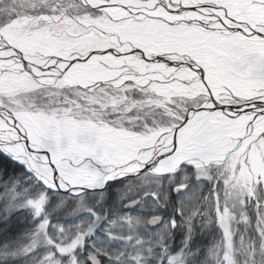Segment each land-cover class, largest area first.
Returning <instances> with one entry per match:
<instances>
[{
    "label": "snow or ice",
    "instance_id": "1",
    "mask_svg": "<svg viewBox=\"0 0 264 264\" xmlns=\"http://www.w3.org/2000/svg\"><path fill=\"white\" fill-rule=\"evenodd\" d=\"M0 264H264V0H0Z\"/></svg>",
    "mask_w": 264,
    "mask_h": 264
}]
</instances>
